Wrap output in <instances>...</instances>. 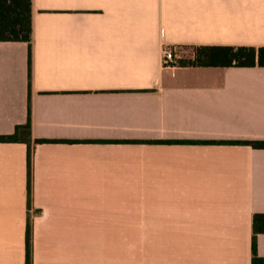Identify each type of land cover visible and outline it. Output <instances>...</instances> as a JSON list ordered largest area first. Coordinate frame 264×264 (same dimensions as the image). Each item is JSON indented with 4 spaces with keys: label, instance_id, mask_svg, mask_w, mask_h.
Wrapping results in <instances>:
<instances>
[{
    "label": "crops",
    "instance_id": "1",
    "mask_svg": "<svg viewBox=\"0 0 264 264\" xmlns=\"http://www.w3.org/2000/svg\"><path fill=\"white\" fill-rule=\"evenodd\" d=\"M31 27L30 92L27 43L0 41V136L30 101L32 148L28 184L0 142V264L27 229L30 264H250L264 149L234 142L264 141V67L163 50L264 47V0H31Z\"/></svg>",
    "mask_w": 264,
    "mask_h": 264
},
{
    "label": "trees",
    "instance_id": "2",
    "mask_svg": "<svg viewBox=\"0 0 264 264\" xmlns=\"http://www.w3.org/2000/svg\"><path fill=\"white\" fill-rule=\"evenodd\" d=\"M31 0H0V41H18L27 43L28 88L30 92L31 70ZM180 66H213V67H264V47L232 46H197L193 48V58L177 60ZM30 93L28 94V98ZM30 100V98H29ZM30 101L27 108V121L16 126L10 135L0 136V142H20L27 145L26 168L29 184L32 148L30 140ZM50 142L36 139L33 143ZM255 149H264V141H238ZM29 185L27 186V192ZM264 233V214L252 217L251 263L264 264V258L257 255L256 235ZM31 263L30 234L25 233V264Z\"/></svg>",
    "mask_w": 264,
    "mask_h": 264
},
{
    "label": "built area",
    "instance_id": "3",
    "mask_svg": "<svg viewBox=\"0 0 264 264\" xmlns=\"http://www.w3.org/2000/svg\"><path fill=\"white\" fill-rule=\"evenodd\" d=\"M177 60V51L169 48L163 50V63L165 65H174L176 64Z\"/></svg>",
    "mask_w": 264,
    "mask_h": 264
}]
</instances>
